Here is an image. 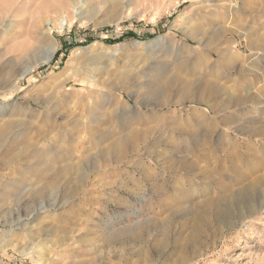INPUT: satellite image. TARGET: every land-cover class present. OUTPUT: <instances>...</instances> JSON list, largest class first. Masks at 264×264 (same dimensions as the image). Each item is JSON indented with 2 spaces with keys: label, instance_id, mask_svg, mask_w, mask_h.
Returning a JSON list of instances; mask_svg holds the SVG:
<instances>
[{
  "label": "rangeland",
  "instance_id": "1",
  "mask_svg": "<svg viewBox=\"0 0 264 264\" xmlns=\"http://www.w3.org/2000/svg\"><path fill=\"white\" fill-rule=\"evenodd\" d=\"M0 264H264V0H0Z\"/></svg>",
  "mask_w": 264,
  "mask_h": 264
},
{
  "label": "bare ground",
  "instance_id": "2",
  "mask_svg": "<svg viewBox=\"0 0 264 264\" xmlns=\"http://www.w3.org/2000/svg\"><path fill=\"white\" fill-rule=\"evenodd\" d=\"M186 37L189 38L194 43H196L197 46H200L198 40H196L195 35L186 34ZM228 52H229L228 55L233 54L232 50H229ZM228 55L226 54V51L224 53L223 50H185V51H183V60L188 62V64L192 68L193 73L198 74V75L199 74L202 75L206 71H209L213 67L214 63H216L218 60H220V59H227L228 60ZM229 58H230V56H229ZM236 60L230 59L228 64L234 65ZM185 86H186L185 90H188L191 93V95H193V98L197 97L199 99H202V98H205L206 96L212 95L211 93H208L205 90H201L200 86L194 87V88L191 84H189V85L186 84ZM122 159H123V155L117 157V160H119V161H121ZM253 189L254 188L252 186L251 188L246 190V193L244 194V199H245L246 203H251L252 200L254 199L255 194H254V191H252ZM204 202L210 204L211 200L205 199ZM199 208H203V204H201V206H199ZM202 216L203 215H198L197 212L193 213L192 221L194 220L195 225L197 224L196 220L201 218ZM180 257H181V260H183V255H181Z\"/></svg>",
  "mask_w": 264,
  "mask_h": 264
}]
</instances>
